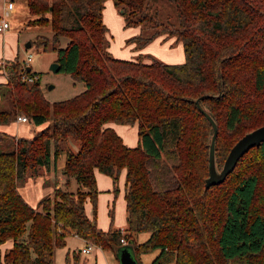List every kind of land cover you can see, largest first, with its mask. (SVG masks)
I'll use <instances>...</instances> for the list:
<instances>
[{"label": "trees", "instance_id": "trees-1", "mask_svg": "<svg viewBox=\"0 0 264 264\" xmlns=\"http://www.w3.org/2000/svg\"><path fill=\"white\" fill-rule=\"evenodd\" d=\"M25 1L27 24L52 32L39 43L47 49L50 41L59 71L83 89L49 101L30 65L8 61L0 97L7 92L10 104L0 108V125L25 115L44 126L10 142L0 131V243L13 240L2 263L54 264V249L74 234L114 250L123 236L138 263L141 253L159 248L149 264H264V141L206 188L212 126L194 101L217 123L220 169L231 146L264 124V0H167L175 19L150 0H112L126 26H139L131 37L139 45L163 33L175 36L184 52L179 63L145 62L142 53L134 60L114 56L103 21L106 0ZM23 70L37 78L24 80ZM108 122L137 124V144H125ZM60 154L65 182L54 180L52 193L30 205L18 186L28 173L55 168ZM95 170L112 178L114 191L125 171L123 230L96 224ZM143 231L148 237L137 242Z\"/></svg>", "mask_w": 264, "mask_h": 264}, {"label": "rangeland", "instance_id": "rangeland-1", "mask_svg": "<svg viewBox=\"0 0 264 264\" xmlns=\"http://www.w3.org/2000/svg\"><path fill=\"white\" fill-rule=\"evenodd\" d=\"M16 2V9L17 12L13 16H8L7 20L10 23L12 31H16L14 33V39L16 35H19V42L18 45L20 47V54L19 59L23 60L26 56V53L32 52L33 57L29 61V65L32 68V71H35L39 74L40 77V85L43 90L44 96L49 100H60L65 99L73 96L74 94L78 93L83 89L82 83L77 82L73 84L72 77L63 71H52L50 70V64L55 61L56 52L50 47V41L48 44L47 49H43V46L40 44L42 41L50 40L51 38V30L49 26H39V25H28L27 21L32 17L31 14L28 12V9L26 7L25 0H15ZM5 1L0 0V17L2 14H4L3 10L5 6ZM151 6H158L163 8L164 13L168 15H172L171 17H174L175 19V12L173 9V6L170 2L167 0H150ZM105 7V25L107 27L106 31V40L108 41L109 49L113 51V54H117L116 57L119 58H130L136 56L139 53H142L143 55H146L148 57L144 58L143 60L145 62H148L150 59L149 57H155L157 59H162L165 62L169 63H177L175 61H179L176 56V52L179 51L183 55V49L181 42L178 41L175 36H167V38H174V40L169 43V47L164 50H169L171 52V56L169 57L166 53V56L164 54H159V52H156L155 45L152 42V40L146 42L143 45H139L138 42L131 38L135 34L134 32V26L133 25H125L123 23L118 22V19L123 20V14L121 13V9H118L114 3H112L111 0H106L104 3ZM112 8V10L110 9ZM145 33V32H144ZM131 38V39H130ZM164 39V40H165ZM5 37L3 38L2 33L0 32V45L4 42ZM6 41V40H5ZM27 41H30L32 43L31 46L25 47V44ZM67 41V38H62L60 41V46H64ZM177 41V42H176ZM40 42V43H39ZM162 42V38L158 41ZM40 44V45H39ZM138 51V52H137ZM137 52V53H136ZM119 53V54H118ZM136 53V54H135ZM2 54L0 53V76L4 75L5 79L7 80L6 75V66L9 64L8 60L2 59ZM184 58V56H183ZM180 60L179 62L183 61L184 59ZM3 82V81H2ZM4 88V85L2 86ZM6 93L3 95V97H0V108L8 107L10 102L7 99ZM30 122H20L18 120H13L8 124L0 125V129L6 131L5 139L6 142H10L12 140L11 136H13L17 128V132L21 134H25V129L30 130ZM43 124H41L42 126ZM132 130V129H130ZM133 134H135L134 129L132 130ZM16 136V135H15ZM123 138V137H122ZM127 136H124V141L127 144L126 141ZM231 140V137H230ZM224 142V143H223ZM223 142L220 141V143L228 144L229 139L227 136L223 138ZM64 164V154H60L57 158L56 166L53 170L50 171L47 175H41L40 177L32 176L34 179H27L18 186V191L23 194L24 198L30 199L34 201L30 196L28 192H33L36 196V193H39L40 197L44 195L47 191H53V180L55 179L59 185H62L65 181V178L63 177L62 169ZM101 179L97 181L98 183V194L96 198L95 203V218H96V224L97 226L103 230L107 231L111 227L113 228L115 225L118 224L120 221V224L124 223L125 216L122 214L121 218L119 220L117 214L112 219V206L114 203L115 195L118 193V190L115 191L116 193L113 194V181L112 178L102 173ZM48 177L49 184L46 183L45 178ZM64 179H63V178ZM62 178V179H61ZM26 179V177H25ZM43 179V180H41ZM119 182V181H118ZM77 186V182L74 178H70L68 188L70 190H75ZM119 187V184H118ZM21 194V195H22ZM22 196V197H23ZM120 196V195H118ZM29 201V200H28ZM34 204V203H33ZM84 206L86 214L91 216L93 215L94 207L92 205V202L86 198L84 202ZM149 235V232L143 231L139 232L135 235V240L137 242H141L145 240ZM87 245V241L84 240L80 236H76L74 234H71L66 237V242L63 246H58L54 249V264H119L118 254L119 252H115L114 249H105L103 252L106 254V256H102V254L99 252L101 250V247L97 246L94 243H90L91 246V252H82L78 248L84 247ZM123 245H126L129 249L132 250V242H126ZM134 252V251H133ZM159 252V248H156L154 250L144 252L140 255L141 260L143 264L149 263L155 255ZM135 253V252H134ZM68 254V258H66V255ZM139 263V264H141ZM166 264H173L172 262H168Z\"/></svg>", "mask_w": 264, "mask_h": 264}, {"label": "crops", "instance_id": "crops-1", "mask_svg": "<svg viewBox=\"0 0 264 264\" xmlns=\"http://www.w3.org/2000/svg\"><path fill=\"white\" fill-rule=\"evenodd\" d=\"M5 1V6H3L4 7V10H3V12H4V14H2V16L0 17V18H4L5 20H7V18H8V16H13L14 14H16V12H17V9H16V1L15 0H4ZM112 1V0H111ZM25 3H26V1H25ZM112 3H113V1H112ZM26 7H27V5H26ZM111 10H112V8H110ZM113 11V10H112ZM8 21V20H7ZM103 21L106 23V21H105V7L103 8ZM123 21H124V19L123 20H121V19H118V22H120V23H123ZM123 24H125V22L123 23ZM9 27H11V25H10V23L8 22V26L5 28V30L3 31V32H1L2 33V36H3V38L5 37V40H4V42L0 45V53L2 54V59H4V60H8V61H11V60H14L15 58H19V54H20V47H19V45H18V42H19V35L17 34L16 35V37H15V39H14V33L16 32V31H12L11 29H9ZM135 28H134V32H135V34H138L139 32H140V28H139V26H134ZM167 36H166V34L165 33H163V34H160V35H158V36H156V38L155 39H153V43H154V45H155V50H156V52H159V54L161 55V54H164L165 56H166V53H167V55L170 57L171 56V52L169 51V50H164L166 47L168 48L169 47V43H171L173 40H174V38L172 37V38H167V39H165ZM162 38V42H158L160 39ZM165 39V40H164ZM177 42V41H176ZM181 44V43H180ZM182 45V44H181ZM166 48V49H167ZM108 49H109V46H108ZM183 49V48H182ZM110 50V52L113 54V51L111 50V49H109ZM138 52V51H137ZM136 52V53H137ZM135 53V54H136ZM119 54V53H118ZM114 56H117V54H113ZM174 56H176V58L180 61V60H182V58H183V56H184V52H183V55H182V53L181 52H179V51H177L176 52V55H174ZM172 57V56H171ZM119 58V57H118ZM123 59H125V58H123ZM126 59H128V58H126ZM130 59V58H129ZM135 58L134 57H131V60H134ZM160 59V58H159ZM184 59V58H183ZM160 60H162V59H160ZM163 61V60H162ZM179 61H175V62H177V63H179ZM184 61V60H183ZM165 62V61H164ZM182 62V61H181ZM169 63V62H168ZM5 76L4 75H2V76H0V82H5L6 81V79L4 78ZM20 122H27V121H20ZM30 125V130H26L25 129V134H21V133H18L17 132V128L15 129V131H16V133L14 134V135H16V136H24V137H31L33 134H34V132L36 131V130H38V129H41L43 126H44V124L41 126V124L40 125H33V124H31V123H29ZM5 125V124H4ZM106 126H110V127H112L121 137H123L122 139H123V142L125 143V141H124V136H127V138L128 139H126V141H127V145L128 146H135L136 144H137V142H138V133H137V124H133V125H131V124H121V123H115V122H108V123H106ZM1 127V126H0ZM130 129H134V131H135V134H133V132H132V130H130ZM0 131H3V132H6V131H4V130H2V129H0ZM126 144V143H125ZM60 156V155H59ZM56 162H57V160H56ZM64 162H65V156H64ZM64 165V164H63ZM54 168H52V169H50V170H48V171H44L43 169H39V171H38V173L37 174H31V173H28L27 175H26V179L25 180H27V179H34L32 176H37V177H40L41 178V175H47L48 173H50V171L51 170H53ZM101 175H103L102 174V172H100V171H98V170H95V178H96V185H98V183H97V181H99V179H101ZM124 176H125V171L124 170H122L121 172H120V175H119V182H118V184H119V187H118V193L115 195L114 193H116L115 191H114V189H113V194L115 195V199H114V203H113V206H112V210H111V212H112V214H113V216H112V219H114V217L116 216V214H117V216H118V218H119V220H120V218H121V215L123 214L124 216L126 215V211H125V199H124ZM63 177L65 178V176H64V174H63ZM62 177V178H63ZM43 178H45V181H46V183H48L49 184V179H48V177H43ZM61 178V179H62ZM63 178V179H64ZM36 179V178H35ZM34 179V180H35ZM41 180H43V179H41ZM55 180V179H54ZM54 180H53V184H54ZM65 181V180H64ZM59 185V184H58ZM63 185V184H62ZM22 186V185H21ZM23 187V186H22ZM77 187V186H76ZM98 187V186H97ZM19 188V187H18ZM98 189V188H97ZM99 192V191H98ZM19 193L20 194H22L21 192H20V190H19ZM29 193V196L34 200V201H32V200H30V199H27L26 200V197L24 198V196H23V194L21 195V196H23V198L30 204V205H32V206H35V204L37 203V201L41 198L39 195H37V194H39V193H36V196H35V194L32 192H28ZM52 193V191H47L44 195H46V194H51ZM44 195H42V196H44ZM118 195H120V196H118ZM87 199H89V198H87ZM29 200V201H28ZM34 203V204H33ZM86 208V207H85ZM89 216V215H88ZM89 217H91V216H89ZM126 227V219H125V221H124V223H122V225L120 224V221L118 222V224L117 225H115L113 228H125ZM112 228V227H111ZM76 236H78V235H76ZM85 240V239H84ZM12 244H13V240H12V238H7L5 241H3V242H1L0 243V264H3L2 263V256H3V253L5 252V250H7L8 248H10L11 246H12ZM82 248V247H81ZM81 248L79 247L78 249L79 250H81ZM101 250H102V252L101 251H99L101 254H102V256H106V254L103 252L105 249H103V248H101ZM82 251V250H81ZM83 252V251H82ZM91 252V251H90ZM142 254V253H141ZM140 254V255H141ZM152 261V260H151ZM150 261V262H151ZM142 262V260H141V257H140V263ZM149 262V263H150ZM149 263H147V264H149ZM173 263V262H172ZM141 264H143V263H141ZM174 264V263H173Z\"/></svg>", "mask_w": 264, "mask_h": 264}, {"label": "water", "instance_id": "water-1", "mask_svg": "<svg viewBox=\"0 0 264 264\" xmlns=\"http://www.w3.org/2000/svg\"><path fill=\"white\" fill-rule=\"evenodd\" d=\"M30 46V41H27L25 47ZM50 70L56 72L59 71L60 65L57 61H53L50 64ZM30 69V66H27V70ZM195 103L198 108L203 112V114L208 119L209 123L212 126V134L210 138V142L208 144V175L205 178L204 186L207 188L210 185L220 183L224 180L226 175L230 173L236 165L238 159L252 146L259 145L262 141H264V124L246 132L243 134L229 149L222 167L220 169L217 168L215 163V137L217 133V123L214 120L213 116L204 110L199 103V98H196ZM129 249L126 245H122L115 250V252H119L118 259L119 264H139L136 258L135 253Z\"/></svg>", "mask_w": 264, "mask_h": 264}, {"label": "built area", "instance_id": "built-area-1", "mask_svg": "<svg viewBox=\"0 0 264 264\" xmlns=\"http://www.w3.org/2000/svg\"><path fill=\"white\" fill-rule=\"evenodd\" d=\"M7 26H8V21L5 20L4 18H0V32H3ZM32 57H33V53L32 52L26 53V56L23 59V67L29 65V61L32 59ZM21 77L24 80L33 81L35 78H37V75L36 74L28 75L23 70L22 73H21ZM16 120H18V121H27V118H26L25 115H18ZM120 229L123 230L124 228H120ZM120 241H121V243H126L125 237L122 236L120 238ZM90 243H91L90 241H87V245L82 247L81 250L83 252H86V253L90 252L91 251Z\"/></svg>", "mask_w": 264, "mask_h": 264}]
</instances>
